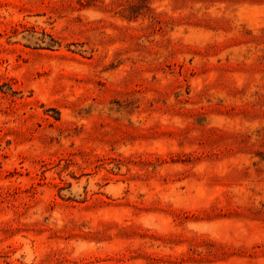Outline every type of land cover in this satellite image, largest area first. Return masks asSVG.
<instances>
[{"label": "rangeland", "instance_id": "374dc122", "mask_svg": "<svg viewBox=\"0 0 264 264\" xmlns=\"http://www.w3.org/2000/svg\"><path fill=\"white\" fill-rule=\"evenodd\" d=\"M0 264H264V0H0Z\"/></svg>", "mask_w": 264, "mask_h": 264}]
</instances>
